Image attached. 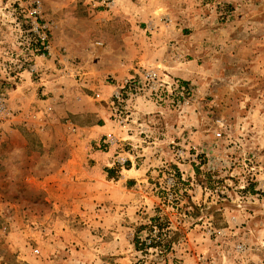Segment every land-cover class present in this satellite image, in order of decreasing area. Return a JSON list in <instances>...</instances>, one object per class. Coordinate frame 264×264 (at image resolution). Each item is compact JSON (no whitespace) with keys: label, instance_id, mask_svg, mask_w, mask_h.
Returning a JSON list of instances; mask_svg holds the SVG:
<instances>
[{"label":"rangeland","instance_id":"obj_1","mask_svg":"<svg viewBox=\"0 0 264 264\" xmlns=\"http://www.w3.org/2000/svg\"><path fill=\"white\" fill-rule=\"evenodd\" d=\"M32 1L0 0V264H264V0H39L28 73ZM94 104L133 145H92ZM126 147L140 172L95 174Z\"/></svg>","mask_w":264,"mask_h":264},{"label":"crops","instance_id":"obj_2","mask_svg":"<svg viewBox=\"0 0 264 264\" xmlns=\"http://www.w3.org/2000/svg\"><path fill=\"white\" fill-rule=\"evenodd\" d=\"M49 84V83H48ZM46 84V89L45 92H49L51 87L50 84L48 85ZM53 91H56L55 89H53ZM87 110H89L90 112H98L96 114L98 120L96 123L91 124L90 126L85 127V134L86 137L88 138V140L92 143V145H97L99 144V142H110V143H118V141H120V145H127L130 144L133 145L132 141H127L124 142L125 140H134V135L129 134L127 132L124 131H118L116 130L114 127H112L111 125H114L110 118L108 117V115H103L101 113V110L99 108V106L97 105H92L91 107H89ZM108 119V120H107ZM128 148V147H126ZM126 148H121L123 150V153L121 151H114L117 152L118 155H114L112 153V156L110 155V152H106V151H102L100 149H95L92 148L88 154V160H93L94 163V170H95V174H99V175H103L102 173H105V175L103 176H108V173L110 172V174L114 175L112 178L115 177H119V175L123 176V172H129V171H133V172H140V167L138 166V163L136 162L137 156L135 154V151L132 153L130 152V150H132L131 148H128L129 150L126 151ZM124 155V162H128L127 165L125 166H119L120 163H123V161H119L120 160V156ZM133 157V159H132ZM112 164H117L118 167H116V170L113 171L110 170L109 172L107 171V169L105 170V172H103L104 167L106 166H112ZM122 169V170H121ZM117 175V176H116ZM126 182L128 184H132V185H137L138 184V179L137 177L131 176L129 177V179H126Z\"/></svg>","mask_w":264,"mask_h":264},{"label":"built area","instance_id":"obj_3","mask_svg":"<svg viewBox=\"0 0 264 264\" xmlns=\"http://www.w3.org/2000/svg\"><path fill=\"white\" fill-rule=\"evenodd\" d=\"M40 12V2L39 0H33L31 9L28 11L29 16V26L31 30V43L29 46V53L26 55L23 63H27L25 66L22 61H19L18 68L21 70L24 69L28 73H35L38 71V65L36 63V59H49L50 53V46H49V39H48V27L45 24H41L38 15ZM36 52V53H35ZM29 56H33L32 60L29 61ZM142 78V81H141ZM136 76V71L132 73H128L127 77L121 80L122 84L118 87V89H114L112 93L111 104L116 105L119 108V103L123 100L124 92L125 96L133 95L139 91L140 86L145 83L147 80L153 82L157 75L156 73H152L151 71H145L142 77ZM118 104V105H117ZM3 106V98L0 95V111L2 110ZM118 110V109H117ZM120 122H124L123 117H119ZM38 248L33 250L34 254H38Z\"/></svg>","mask_w":264,"mask_h":264},{"label":"trees","instance_id":"obj_4","mask_svg":"<svg viewBox=\"0 0 264 264\" xmlns=\"http://www.w3.org/2000/svg\"><path fill=\"white\" fill-rule=\"evenodd\" d=\"M149 230L151 231L153 227L158 230L155 233V237H150V246L159 249L161 255H164L170 249L173 237L177 234V231L172 230L168 227L169 223L166 224L157 216L150 218Z\"/></svg>","mask_w":264,"mask_h":264}]
</instances>
